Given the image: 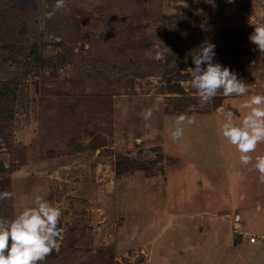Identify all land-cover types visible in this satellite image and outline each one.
I'll list each match as a JSON object with an SVG mask.
<instances>
[{"label":"rangeland","instance_id":"obj_1","mask_svg":"<svg viewBox=\"0 0 264 264\" xmlns=\"http://www.w3.org/2000/svg\"><path fill=\"white\" fill-rule=\"evenodd\" d=\"M54 4L0 0V192L14 193L0 200V218L32 206L37 195L61 209L59 249L40 264H264L262 253L255 260L224 243L216 248L213 236L199 242L201 208L211 209L207 219L222 218L224 235L239 222L229 201L242 193L225 189V175L242 164L226 139L228 160L211 157L220 164L219 204H200L203 191L181 196L182 182L165 188L166 196L154 184V177L170 186L172 178L183 180L181 162L190 157L182 142H172L177 153L168 149L167 117L214 119L224 115L221 106L241 117L247 96L264 94V52L248 38L264 23V0H65L48 16ZM204 41L214 43L215 61L249 84L248 94L221 90L199 102L188 67ZM156 50L161 60L146 54ZM210 137L213 149L218 139ZM257 154L264 146L243 165V176L254 173L256 183ZM219 205L229 207L207 208ZM190 209L198 221L187 219L189 227L167 224L165 217ZM239 223L250 237L254 225Z\"/></svg>","mask_w":264,"mask_h":264},{"label":"clouds","instance_id":"obj_2","mask_svg":"<svg viewBox=\"0 0 264 264\" xmlns=\"http://www.w3.org/2000/svg\"><path fill=\"white\" fill-rule=\"evenodd\" d=\"M212 2V0H211ZM65 0H55V9L63 8ZM249 40L264 52V23L254 26L249 34ZM194 55H189L192 67H188L191 75L190 86L195 90L201 104L208 103L222 90L225 97L245 96L250 92V86L228 66L215 61V45L204 41ZM151 55L153 59L161 60L163 53L156 50ZM240 107L244 110L239 122L233 118L231 111L225 112L223 106L218 111L224 113V119L219 126V134L228 143L234 145L240 153L238 159L242 165L249 164L258 142L264 141V94H250ZM145 120L151 117V109L143 112ZM194 123V119L186 113L173 117V127L170 136L173 141H179L184 134V125ZM252 165L259 172V180L264 183V154L255 156ZM14 196L10 191L0 192V200ZM61 209L44 197L37 195L32 206L24 207L12 218H0V264H40L53 250L59 249L63 230L59 226Z\"/></svg>","mask_w":264,"mask_h":264},{"label":"crops","instance_id":"obj_3","mask_svg":"<svg viewBox=\"0 0 264 264\" xmlns=\"http://www.w3.org/2000/svg\"><path fill=\"white\" fill-rule=\"evenodd\" d=\"M243 111L244 110H242V113ZM242 113L240 114L242 115ZM220 118L224 119V115L223 116L221 115L220 117L215 116L214 119L205 116H203V118H200L199 120L193 118L194 123L192 124L185 123L184 134L182 138L179 140V142H182V144L186 146L187 149L186 151H188L190 155L189 158H185V160L182 161L183 163L181 162V164L184 167V172L182 173H184L186 177L182 175L183 180H180L178 178H172L173 181L175 180L174 183L171 184L172 187L169 185L168 179H161L158 177H154V184L160 188V194L166 196L165 188L167 187L169 189L176 188V186H178L179 183L182 182V184H184L185 186L188 185V187L184 188V192H182L181 196L185 197L186 196L185 193L194 192L195 190H196L195 193L200 195V193L203 191V195L201 199H199L200 204H202L204 200H206L207 202L214 203V205L219 204L217 198L221 199L222 196L221 194L218 196V193L220 189H223L220 186L221 183V181L219 180L220 174L218 175L219 172L218 169H220V164L219 163L215 164V160L214 159L211 160V157H213L215 154H219L221 158L224 157V159L228 160V153H224L223 150V145H225L224 138L222 136L220 137L216 136L217 134L220 135L219 126L222 122V121H218V119ZM233 118L236 122H239V119L241 117L233 113ZM165 122H166L165 123L166 129L164 131V138H166V141L168 143V147H169L168 149L169 150L171 149L172 151H174V153H177V151L179 150L175 147V144L173 145L172 143L173 140H171V136H170V130L173 127V118L167 117L165 119ZM190 126L193 128L192 130L189 129ZM209 131H210L209 133L210 136H214L216 139H218L217 142L218 144H216V146L213 149H211L213 146L211 145L212 137L207 135ZM167 138H170V140ZM258 145L264 146V141L258 142ZM191 153L193 155H191ZM204 153H206V155ZM196 154L198 155L199 157L198 159H200V161L197 160L195 156ZM249 154L253 156L254 151L250 152ZM207 156H209L208 159H206ZM243 167L244 166L241 165L240 170L235 175L232 176L225 175L223 173V175H225L226 177L231 178V181L229 180L230 182L229 181L225 182V186H226L225 189L226 190L230 189L229 191L232 190L235 191V193H240V192L242 193V196L240 195L237 196L235 202H232L229 199L230 200L229 206H231L230 208L231 210H233V215L238 218L237 221L239 222L244 221L245 223L250 222L251 224L254 225L251 226V232L248 234H250L252 237H255L256 241L254 243L250 242L251 236L250 237L244 236L243 238H238V237L234 238L232 231L233 228L231 230L232 233L228 235L227 234L224 235V233H222L223 232V222H221L222 218L209 216V218L207 219L206 217L208 216L206 214H210L208 212H210L211 209H204V208H201L202 210L200 211L204 216L202 218L203 221L206 223L205 224L206 229L204 233L201 232L198 233V237H199V242H201V237L207 238L213 236V242L214 244H216V248L217 247L221 248L224 243L227 248L230 249L233 248L238 252V254H236L237 257L240 254L243 257V252L247 251L250 253L251 258H255L254 256L257 253H262L264 255V183H261L259 181L258 183H256L254 173L251 175V172H248L245 176H243L244 174ZM217 181L219 182V184ZM242 181L245 182L242 184ZM133 187H137V184H134ZM203 188L205 190H203ZM258 194H260V196H257ZM253 195L257 198H255ZM130 197L132 198V195H130ZM227 202H228V198H227ZM226 207L227 205H223V208ZM207 208H217L216 209L217 213L223 209L222 205H219L218 207L212 206ZM192 210L193 209L189 210V214L188 212H186L183 215L176 216L177 218L173 217L175 213L170 215V217L168 216L169 218L165 217L167 218V224L169 223L173 224L174 222L179 224L181 223V221H184L183 222L184 226L189 227V223L187 222V219L189 220L195 219L198 221L197 214L196 217L192 216V212H194ZM235 211L239 212V214H235L236 213ZM162 217L163 216L160 215L158 218H162ZM212 223H214V225H212ZM208 241H209L208 243H210L213 246L212 238L208 239ZM163 247L169 248L170 245L165 244L163 245ZM193 247L194 246H190L189 248L192 249ZM219 255H222V253H220ZM221 258L222 257H219V260ZM256 259L257 258H255V260Z\"/></svg>","mask_w":264,"mask_h":264},{"label":"built area","instance_id":"obj_4","mask_svg":"<svg viewBox=\"0 0 264 264\" xmlns=\"http://www.w3.org/2000/svg\"><path fill=\"white\" fill-rule=\"evenodd\" d=\"M233 233L234 235H236L237 237L238 236H246V234L244 233L243 229H242V226L240 225L239 222H236L234 225H233ZM256 241V238L255 237H252L250 238V242L254 243Z\"/></svg>","mask_w":264,"mask_h":264}]
</instances>
